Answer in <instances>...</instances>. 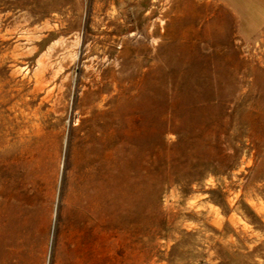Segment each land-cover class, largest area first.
Instances as JSON below:
<instances>
[{"label": "rangeland", "instance_id": "1", "mask_svg": "<svg viewBox=\"0 0 264 264\" xmlns=\"http://www.w3.org/2000/svg\"><path fill=\"white\" fill-rule=\"evenodd\" d=\"M0 156V264H264V0H0Z\"/></svg>", "mask_w": 264, "mask_h": 264}, {"label": "bare ground", "instance_id": "2", "mask_svg": "<svg viewBox=\"0 0 264 264\" xmlns=\"http://www.w3.org/2000/svg\"><path fill=\"white\" fill-rule=\"evenodd\" d=\"M8 141V140H7ZM7 144V142H6ZM13 156V155H12ZM1 157V156H0ZM3 157V156H2ZM4 158H2L0 160V175L3 176L5 174V170L6 168L4 169V161H3ZM6 161V160H5ZM6 167V166H5ZM13 171V170H12ZM6 175V174H5ZM4 186V185H3ZM0 198L2 201H0V204L3 203V191L0 190ZM6 221V218L2 215V213L0 214V239L2 238L3 234H4V229H5V226L6 224L4 223Z\"/></svg>", "mask_w": 264, "mask_h": 264}]
</instances>
